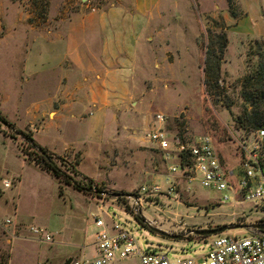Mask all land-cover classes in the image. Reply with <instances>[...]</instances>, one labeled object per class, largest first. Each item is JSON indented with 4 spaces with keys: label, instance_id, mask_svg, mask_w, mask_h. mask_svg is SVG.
<instances>
[{
    "label": "rangeland",
    "instance_id": "374dc122",
    "mask_svg": "<svg viewBox=\"0 0 264 264\" xmlns=\"http://www.w3.org/2000/svg\"><path fill=\"white\" fill-rule=\"evenodd\" d=\"M107 1L0 0V116L90 179L91 189L119 194L113 197L97 192L90 196L69 185H61L59 194L56 179L29 158L32 149L26 141L13 132L10 137L0 125V224L5 218L12 221L8 227L0 225V264H61V259L73 257L80 246L86 250L83 256L89 257L97 230L95 216L122 224L142 248L161 250L169 258L206 253L217 234L203 239L161 236L150 232L133 214L171 236L177 234V226L188 230L246 222L229 218L240 208L245 211L246 206L222 201L223 192L202 187L189 172L169 175L170 161L163 159L144 133L152 115L161 113L164 130L174 139L192 142L208 134L224 166H234L238 143L248 141L253 131L246 132L232 121L244 106L237 96L238 81L247 63L256 60L254 53L264 51V39L247 40L241 49L230 35L219 81L232 102L228 108L205 95L201 84L203 52L198 56L189 43L188 50L170 59L143 52L135 68L124 72L73 71L68 58L73 47L64 43L68 28L61 20H88ZM209 1L205 6L223 3ZM225 4L227 8L226 0ZM210 20H222L220 12L203 18L196 40L201 51L205 28L216 29ZM115 61L119 64V59ZM55 163L87 188L80 176ZM5 181L8 187H3ZM152 186H157L159 193H151ZM25 225L43 228L52 240L27 238ZM222 233L242 235L246 231ZM112 264L139 262L130 256Z\"/></svg>",
    "mask_w": 264,
    "mask_h": 264
},
{
    "label": "built area",
    "instance_id": "2783aa9c",
    "mask_svg": "<svg viewBox=\"0 0 264 264\" xmlns=\"http://www.w3.org/2000/svg\"><path fill=\"white\" fill-rule=\"evenodd\" d=\"M164 122L163 114L154 113L144 137L161 152L164 160L170 161L169 175L189 172L202 187L223 192L222 201H229L232 206H246L245 211L240 208L239 213L229 218L246 221L243 223L264 222V130L251 131L248 141L242 140L237 145L236 164L224 166L208 134L183 142L164 130ZM169 179L166 177L168 183ZM8 186V182H3V187ZM149 191L159 193L157 186ZM94 224L97 227L92 238L95 256L72 259L69 264H112L130 256H135L139 264H264V230L246 231L242 235L219 233L210 241L206 253L169 258L161 250L142 248L122 224L106 222L96 216ZM0 225L5 228L12 225V221L5 218ZM186 231L182 226L174 229L177 234ZM24 232L32 240L46 243L52 240L51 234L38 226L25 225Z\"/></svg>",
    "mask_w": 264,
    "mask_h": 264
},
{
    "label": "crops",
    "instance_id": "0c3cea01",
    "mask_svg": "<svg viewBox=\"0 0 264 264\" xmlns=\"http://www.w3.org/2000/svg\"><path fill=\"white\" fill-rule=\"evenodd\" d=\"M209 2L108 0L105 6L98 9L88 20L77 17L62 19L63 25L68 28L64 43L72 44L73 47L68 53L73 71L87 72L99 69L108 73L114 72L115 69V72H124L123 69L135 68L136 59L143 52L149 57H152V53L155 57L170 59L188 50V43L198 56H201L203 51L196 40L206 14L220 12L221 19L227 26V46L230 35L236 38L241 49L247 40L264 39V0H232L243 13L236 21L228 13L225 0L222 6L214 2L205 6L204 3ZM184 43L187 45H183ZM69 46L66 45V48L69 49ZM115 59H119V64ZM122 59H125L127 64ZM155 65L159 67L158 63ZM60 67L66 69L65 66ZM83 247H78V252H74L73 257H64L60 263L65 264L68 259L95 256L93 247L89 257L83 256L86 254Z\"/></svg>",
    "mask_w": 264,
    "mask_h": 264
},
{
    "label": "trees",
    "instance_id": "16d2710c",
    "mask_svg": "<svg viewBox=\"0 0 264 264\" xmlns=\"http://www.w3.org/2000/svg\"><path fill=\"white\" fill-rule=\"evenodd\" d=\"M226 3L228 13L235 21L243 15L232 0H226ZM210 21L216 29H212L208 26L205 28L201 65V84L205 95L215 97L217 101H221L222 106L228 108L232 105V102L225 96L219 85L220 66L227 46V26L222 20ZM258 49H261V46H259ZM254 55L257 57L256 60L252 63H247V69L238 81L237 96L242 100L244 106L232 120L236 126H239L246 132L255 129L264 130V51H258L254 53ZM221 97H225L226 100L221 99ZM0 119L9 124L10 128H13V126H11V124L2 116H0ZM6 129L8 130L9 136L13 138L14 136L12 135V132L8 128ZM13 129L16 130L15 128ZM23 135L27 146L32 149V156L28 157L33 160L37 167L48 172L56 179L59 194L61 193V185H69L77 191L92 196L91 192L87 191L92 187L90 179L80 175L73 166L64 162L56 155H53L44 149L43 151L45 154L38 153L34 150V147L38 145H36L31 139L30 134L23 133ZM55 162H58L59 165L64 166L65 169L70 170L73 174L80 176L86 182L87 188L83 184L74 181L69 175L65 174ZM92 189L99 190L96 187ZM133 217L135 220L138 218L136 214H133ZM199 238L203 239L204 237Z\"/></svg>",
    "mask_w": 264,
    "mask_h": 264
},
{
    "label": "water",
    "instance_id": "95a60500",
    "mask_svg": "<svg viewBox=\"0 0 264 264\" xmlns=\"http://www.w3.org/2000/svg\"><path fill=\"white\" fill-rule=\"evenodd\" d=\"M84 1V0H81ZM0 124L2 126H4L5 128H8L11 132L14 133L15 136H19L22 139H24V135L22 132L18 131V130H14L13 128L9 127V124L3 122L0 119ZM34 150L37 151L40 154H45V152L43 151L42 148H40L39 146L34 147ZM88 192H91L93 194L100 192V193H104V194H108L110 196L113 197H117L119 194L114 193V192H101L98 190H94V189H89L87 190ZM138 218V222L142 225H144L150 232L159 234L161 236H167V237H174L176 239L180 238V237H184L187 235H192V236H198V237H205V236H209V235H216L228 230H233V229H242L244 231H251V230H264V222H249V223H236V222H229L226 224H222L219 226H215L212 228H203V229H188L185 233L182 234H176L171 236L169 233L161 230L160 228L156 227L155 225H153L149 220L143 218L142 216L137 215ZM70 260H66L65 264H69Z\"/></svg>",
    "mask_w": 264,
    "mask_h": 264
}]
</instances>
